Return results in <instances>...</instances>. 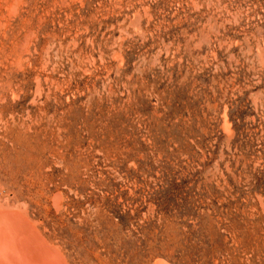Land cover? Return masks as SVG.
I'll list each match as a JSON object with an SVG mask.
<instances>
[{
  "label": "rangeland",
  "instance_id": "1",
  "mask_svg": "<svg viewBox=\"0 0 264 264\" xmlns=\"http://www.w3.org/2000/svg\"><path fill=\"white\" fill-rule=\"evenodd\" d=\"M1 116L71 264H264V0H0Z\"/></svg>",
  "mask_w": 264,
  "mask_h": 264
},
{
  "label": "bare ground",
  "instance_id": "2",
  "mask_svg": "<svg viewBox=\"0 0 264 264\" xmlns=\"http://www.w3.org/2000/svg\"><path fill=\"white\" fill-rule=\"evenodd\" d=\"M1 119L0 141L18 136L20 126L4 122L2 116ZM19 184L0 162V264H71L64 251L44 235L31 217L29 204L24 201V208L20 207L16 190ZM54 197L59 203L58 195Z\"/></svg>",
  "mask_w": 264,
  "mask_h": 264
}]
</instances>
